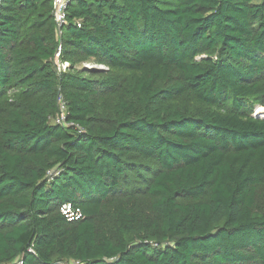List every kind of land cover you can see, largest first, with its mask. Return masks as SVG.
<instances>
[{
  "label": "trees",
  "instance_id": "1",
  "mask_svg": "<svg viewBox=\"0 0 264 264\" xmlns=\"http://www.w3.org/2000/svg\"><path fill=\"white\" fill-rule=\"evenodd\" d=\"M52 9L0 2V264H264V0Z\"/></svg>",
  "mask_w": 264,
  "mask_h": 264
},
{
  "label": "built area",
  "instance_id": "2",
  "mask_svg": "<svg viewBox=\"0 0 264 264\" xmlns=\"http://www.w3.org/2000/svg\"><path fill=\"white\" fill-rule=\"evenodd\" d=\"M70 0H52L53 4V9H52V14L54 17V20L56 22L57 28H58V34H60V28L61 26L65 23L66 19V6L67 3ZM76 25H80V21H76ZM60 53H61V45H58L57 50L54 55V65L56 67V70L58 72H63L66 71L70 66L69 62L67 61H61L60 59ZM57 106H58V111L55 113V115L51 118L52 122L57 125H71L72 123H68L66 120V114H67V109H66V102L61 94L57 96ZM79 130L80 127L76 126ZM53 173H57V170ZM61 213L64 215V217L68 221H73V220H78L82 218V213L78 210H74L71 206L70 203H64L61 206Z\"/></svg>",
  "mask_w": 264,
  "mask_h": 264
},
{
  "label": "rangeland",
  "instance_id": "3",
  "mask_svg": "<svg viewBox=\"0 0 264 264\" xmlns=\"http://www.w3.org/2000/svg\"><path fill=\"white\" fill-rule=\"evenodd\" d=\"M74 69L80 70V71H101L106 69L105 66L103 65H99V64H95L93 62H80L77 63L74 66ZM255 113L258 111V107H255ZM260 117L264 118V113L260 114Z\"/></svg>",
  "mask_w": 264,
  "mask_h": 264
},
{
  "label": "bare ground",
  "instance_id": "4",
  "mask_svg": "<svg viewBox=\"0 0 264 264\" xmlns=\"http://www.w3.org/2000/svg\"><path fill=\"white\" fill-rule=\"evenodd\" d=\"M256 107H258V111L256 112V114H263L264 113V106H256Z\"/></svg>",
  "mask_w": 264,
  "mask_h": 264
},
{
  "label": "water",
  "instance_id": "5",
  "mask_svg": "<svg viewBox=\"0 0 264 264\" xmlns=\"http://www.w3.org/2000/svg\"><path fill=\"white\" fill-rule=\"evenodd\" d=\"M0 2H1V0H0Z\"/></svg>",
  "mask_w": 264,
  "mask_h": 264
}]
</instances>
